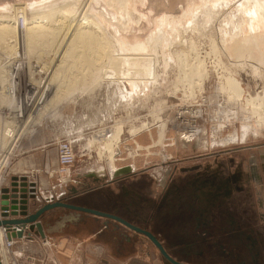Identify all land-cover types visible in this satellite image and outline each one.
Returning a JSON list of instances; mask_svg holds the SVG:
<instances>
[{
	"label": "rangeland",
	"instance_id": "1",
	"mask_svg": "<svg viewBox=\"0 0 264 264\" xmlns=\"http://www.w3.org/2000/svg\"><path fill=\"white\" fill-rule=\"evenodd\" d=\"M43 1L47 0H0V12L12 11V7L15 4H26L28 5L27 12L32 13V11L36 10L34 8L36 3ZM71 1L73 2V0ZM105 1L109 0H76V5L73 3L67 5L66 8L69 10L71 7V9L78 8L83 13L87 10L86 14L95 19L94 21L99 22H97V24L101 25L99 27H103V31L105 29V36H110L106 37L107 40H111L114 43H112L113 45L108 43V47L113 49L108 48L109 51L113 52L114 48L116 50V54L113 52V56L126 55L124 54L126 50L136 48L135 51L139 53L137 55L142 52L141 55L146 54L144 56L152 57L147 61H150V66L152 67L148 70H151V72L153 70V75L146 77V75H143V71H140L139 75L135 76L136 80L138 77L139 79L135 80L134 83L128 81L129 79L118 82L101 77L98 78V81H94V72L101 67L107 68V57L98 60V57L92 58V54L89 52L87 56H91L87 58V61L92 60L94 64L88 68L89 70L85 68L86 70L82 71L80 62L82 63L86 58L75 60L70 55L60 65L58 73L61 79H58L59 82L64 84L70 82V86L63 88V92L59 95L60 97L56 99L57 101H54L55 104L53 103V106L49 105L46 109L49 110L38 118L36 116L39 115V112L47 104L48 99L56 89V80H52L51 84L44 89L43 97L34 106H31L30 102H33L35 91L38 90L36 81L52 77L49 74L51 68L57 62V43L61 37V32L57 34L59 36L48 37L47 39L45 38V41L30 44L31 46L29 45L26 56L25 54L23 56L25 58L17 56L15 53V51H22L20 44L17 43V47L15 42L9 41L10 39H7L5 43L0 42V159L2 157L1 154L5 151L3 148L5 144L2 143L4 142V132H6L7 128H11L16 131L17 135L2 168H0V181L8 169V162L13 156V152L20 149L23 135H29L30 137L39 136L40 139H45L52 137L53 134L61 133L62 137L59 140L71 138L73 140L72 146L75 161L70 167V172L72 166L77 164L78 160L91 161L93 166L110 168L106 158L107 151L103 150L102 144L104 143L105 135L110 134L114 124L119 122L122 126L121 141L118 142L119 146L115 149V152L122 154V156L118 157L121 159L117 161L116 166H135V168H141L142 171L145 169L151 175V179L140 178L135 181L131 177H125L127 184H139L141 190V206L138 211L141 219L139 218L138 221L134 220L133 217L131 219L139 224L137 226L145 227L147 230L152 228V230L158 231V234H156L158 240L173 258L182 262L186 260L198 261L201 258L199 252L203 246L197 219L199 206L196 201L190 200L192 206L186 207L187 201L184 196L187 193L185 190L181 187L170 188V186L172 184L183 185L185 178L190 174H194V171H190L191 173L188 174L186 171L183 172L184 168H194V166L198 165L213 167L215 159L221 161L223 171L235 169L237 165L242 174L247 172V161L251 155L256 158L258 167L263 161L261 159L264 155L263 126V128L260 127L258 129V134L249 132V136L244 142L232 141L228 143L225 141L234 132L239 133L237 136L240 138L241 123L248 117H250L248 119L251 122L254 119L253 114H250L252 113L249 111L250 107L244 106V98L255 96L256 94L262 95L264 89V53H259L260 55L258 56L253 50H249L248 54H243L241 47H249L247 46L249 43L237 42V40H241L247 34L251 38L254 35L257 36V42L260 46L264 48V22L261 21V17L259 18L261 13H257L256 22L258 24L256 22L254 24L259 25V28L255 31L256 34H252V31L248 29L249 17L246 16V12L243 10L244 4L239 5L241 0H212L213 2L211 0H110L111 2H108L110 5ZM65 2L58 0L56 5H61ZM85 2L87 5L84 6ZM246 2L248 6L252 4H256L258 7L264 6V0H245V5ZM121 3L122 6H119L118 4ZM217 3H220L221 7ZM80 4L85 7V12L83 6H79ZM243 16L246 21H244ZM260 22L262 25L259 24ZM22 23L20 15H18L17 28H20V26L23 28ZM155 36L159 37V39L155 38ZM179 38L181 39L178 40ZM150 39H154L153 44ZM182 39L185 44L183 42L179 43ZM188 39L194 44L189 41V45L187 43ZM141 47H143V50H140ZM77 48L81 50L80 47ZM77 48H73V51ZM175 51H177L176 53L181 51L186 53V60L184 61H186L185 64L187 65H189V62L192 63L194 61L193 59L196 58L197 54L202 59V63L206 64L209 74L207 79H204L201 90L195 88L192 94L186 87L179 84H177L178 88L176 87V78L181 77L183 72L182 69L180 72L176 65ZM238 54L241 57H234ZM242 56L245 57L242 58ZM217 59L222 62L218 63ZM151 60L153 61L151 62ZM224 67L229 70L230 74H233H231L233 77L240 81L243 88V99L241 98L238 101L233 98L229 99V95L220 90V86L224 82L223 75L227 72L220 69ZM92 69L93 71H91ZM130 84L135 85L132 87ZM189 95L191 96L189 97ZM71 105L74 106V114L77 111L81 117H88L90 123L94 117L96 118V123L87 126L99 125L102 121L104 126L96 132H101L98 134L99 136L91 134L85 140L86 143L74 142V138L70 136ZM76 108L77 110H75ZM187 108L190 110H187L184 122H180L177 119V115L179 111H186ZM53 114L61 116V120L56 123H54V120H49V116ZM35 118L38 120L36 121ZM143 123L145 127L149 126L154 132L158 129V125L161 123L165 124V130L168 135L170 134L169 136H171L174 145L171 153H168L161 146L155 149V153H147L145 150L142 151V149L140 151V148L136 149L128 142V139L131 138L130 130L133 127L140 129ZM38 124L40 125L38 126ZM5 125L7 126L5 127ZM187 126L189 128L195 126L199 130L195 129L197 134L191 135L192 139L189 142H184L182 136H187L186 134L183 135L187 131ZM191 130L193 131V129ZM59 140L55 142V152L56 144ZM82 146H88L85 150L89 154L85 159H81L83 158L81 157L83 156ZM96 147L104 151L101 155L102 158L97 154L99 149H96ZM138 153L140 156L136 157ZM70 172L67 176L60 177V179L68 177ZM259 174V182H249L248 191L251 193L250 201L253 203L252 227L254 232H260V236H253V239L257 241L253 240L252 243L254 249L264 257V221L261 220L264 215V208L257 207L259 196L261 195L264 198V173L259 171ZM144 177L145 175H143ZM238 213L241 214L239 209ZM52 217L54 216L49 218ZM45 236L41 238L39 244L41 248L46 250V253L51 254L52 252L49 250L51 242ZM27 238L30 239V237ZM140 238L142 240L136 236L135 245L131 248L133 251H128L132 254L131 258L133 257V261L128 263L130 258H124L127 260L126 264H169L150 240L145 239L144 236ZM242 238L241 235L238 237V244H241L247 250ZM226 242L228 243V241ZM231 243L233 244L234 242ZM12 246L13 244L7 247L4 252L1 251V264H5L3 260H6L7 264H25L11 250ZM244 249V252L240 255L245 254ZM243 258L241 259L242 261L247 260L250 262L249 256V259ZM208 261L213 264H221L213 256H210ZM97 264L119 263H115L111 258L108 262L101 260Z\"/></svg>",
	"mask_w": 264,
	"mask_h": 264
},
{
	"label": "bare ground",
	"instance_id": "2",
	"mask_svg": "<svg viewBox=\"0 0 264 264\" xmlns=\"http://www.w3.org/2000/svg\"><path fill=\"white\" fill-rule=\"evenodd\" d=\"M57 1L58 0H47L45 2L43 1V2H40V3H36V5H35L36 7H34L36 10L34 12L32 11V13L31 12L30 13L27 12L28 11V5H26V4H15L12 7V11H10V12H8V11L0 12V42L5 43V42H7V39H10L9 41L12 42V43L15 42L16 46H17V43L20 44L21 48H22V51H18V52L15 51L17 56L19 55L20 57L21 56L23 57L24 54L26 56V53L29 50L28 47L33 42L35 43V42H39V41H45V38L47 39L48 37L50 38V37L59 36L57 34L61 32V34H60L61 37H60V39H59V41L57 43L58 44L57 45V60H56L57 62L51 68L50 74H49L52 77H49L46 80L36 81V85L38 87V90L35 91V98H34L33 102L32 103L30 102L31 106H34L43 97L44 89L51 84L52 80H56V84H57L56 85V89L54 90V92L52 93L50 98L48 99L47 104L44 106V108L39 112V115L36 116V117L39 118V116L45 114V112L49 110V109L46 110L48 108V106L52 105L54 103V101L60 97L59 95L63 92V88H68L70 86V82H68L67 84H64L63 82H59V80H61V79L59 78L60 75L58 74L60 65L65 60H67V57L70 56V55H72V57L75 58V60L76 59L77 60H82V59L86 58L85 61H83L82 63L80 62L81 67H82V71L86 70V69L89 70L88 68L92 67L93 64H94L92 60L87 61V58L91 56V55L87 56V54L89 52H90V54H92V58L93 57H96V58L98 57L99 58L98 60H101L102 58L107 57V63H106V67L107 68L101 67L100 69H98V71L94 72V75H95V80L94 81H98V78L101 77V78L109 79V80H112V81H118V82L129 79L128 81H131L132 83H134V81L136 80L135 76H137V74L140 71L141 72L143 71V73H144L143 75H146V77L149 76V75H153L152 74V73H154L153 70H152V72H151V70L150 71L148 70L150 67H152V66H150V61H147V60H149L152 57L148 58V57L144 56L146 54L141 55L142 52L140 53V55H137L139 53L137 51H135L136 48H131V50H126L125 53H124L126 55L113 56V52H115V54H116V50L114 48L113 52H111V50L109 51L108 48H111V47H108V43L109 44L111 43V45H113L114 43L111 42V40H109L110 42L107 40V38L110 37V36H108V37L105 36V33H104L105 29L103 31V29H102L103 27L102 28L99 27L101 25L97 24L98 21L97 22L94 21L95 19H93L89 14L88 15L86 14L87 10L85 12V7H84L85 5H87L86 2H85L86 4H83L84 6L82 4L79 5V6H81V5L83 6L84 12H85V13H83V11H79L78 8L71 9L72 8L71 6H70L71 7L70 10L66 8L67 5H71L73 3H74V5H76V0H75V2H74V0H73V2L71 0H63V1H66V2L64 4L62 3L61 5H56ZM109 1H105V2H107V4H108ZM246 1H248V0H246ZM219 2H221V1H219ZM219 4L217 3V5H219ZM236 4H238V3H236ZM243 4H244V7H243L244 9L243 10H245L246 16L249 17V22L247 24V25H249L248 29H250L252 31V34H254L255 31H257V29L259 28V25L258 26L254 25L255 22H256V19L258 18V14L257 13H261L259 18L261 17L260 18L261 21L264 22V16H263V14H264V8L263 7L264 6L261 5L260 6L261 8H260V7H258V5L252 4V3H251L252 5L248 6L247 2H246V5H245V0H241L239 5H243ZM88 5H90V4L88 3ZM108 5H110V4H108ZM118 5L122 6V3L118 4ZM224 5H225V3H224ZM219 7H221V6L219 5ZM31 8H33V7H31ZM83 8H82V10H83ZM87 9H88V7H87ZM0 11H1V9H0ZM18 15H20V18H21V20L23 22L22 23L23 24V28H21V26H20L21 29L17 28V26H18L17 25ZM56 15H57V17H56ZM243 19H244V21H246L245 17ZM223 23H225V22H223ZM259 24H261V22ZM192 30H194V29L192 28ZM239 30H241V29L239 28ZM242 30H243V27H242ZM239 34H240V32H239ZM243 34H244V32H243ZM243 34H242V36H243ZM249 34H251V33H249ZM258 34H260V33H258ZM157 35H159V34H157ZM241 37H239V38H241ZM155 38L159 39V37H156V36H155ZM180 39L181 38H179L178 40H180ZM53 40H54V38H53ZM153 40H151V43L153 42ZM49 41H47V42H49ZM183 41L184 40L182 39L181 42H179V43L181 44ZM189 41L191 42V40L188 39L187 43H189ZM239 41H241L243 43H249L247 45L249 47H241L242 50H243V52H242L243 54H245V53L248 54L251 50H253L255 52V54L258 55V56L260 55L259 53H261V54L264 53L263 46H260V44L257 42V36L252 35V38H251L247 34L241 40L240 39L237 40L238 43H239ZM50 42H52V41H50ZM191 43L194 44L193 42H191ZM254 43H256V45H254ZM37 44H39V43H37ZM35 45H34V47H35ZM111 45H109V46H111ZM189 45H190V43H189ZM77 47H80L81 50L79 48H77ZM112 47H114V46H112ZM116 47H118V46H116ZM73 48H77V49L73 51ZM82 48L85 49L84 52H83L84 49H82ZM255 48H257V50H255ZM90 49H91V51H90ZM140 50H143V47H141ZM182 51L180 53H176L177 51L174 52L175 53V59H176L175 62L177 61L176 65L178 66L179 71L181 72V69H182V72H183V75L181 77L176 78L175 85H176V87H177V84H179L180 86L186 87V89H189L190 93H192L195 88L198 89V90H201L202 86H203L204 79L205 78L207 79V75L209 74V70L206 68V66H205L206 64L202 63L203 61H202V59H200L198 57V54L195 56L196 58L193 59L194 61L192 63L189 62L188 63L189 65L185 64L186 61H184V60H186L185 59L186 58V53L182 52ZM122 52H123V50H122ZM122 52H121V54H122ZM213 53H215V51H213ZM234 57L239 58L241 56H240V54H238L237 56H234ZM243 57H245V56H242V58ZM23 58H25V57H23ZM218 59H217V61H218ZM261 60H263V59H261ZM152 61L153 60H151V62ZM219 62L221 63L222 61L220 60V61H218V63ZM238 64H239V62H238ZM123 68H124V70H123ZM216 69H217V67H216ZM220 69L221 70L223 69V71L226 70L225 67L224 68H220ZM91 71H93V69ZM124 71H125V73H124ZM226 71L227 72L225 73V75H223L224 76V82L223 83L221 82L222 85L220 84L221 85L220 86V90L225 92L226 94H228L229 95L228 96L229 99L233 98L235 101H238L243 96V88L241 86L240 81L237 80L235 77H233L232 76L233 74L231 73L232 74L231 75L230 72H228L229 70H226ZM221 74H223V73H221ZM178 76H179V73H178ZM141 77H142V75H141ZM152 78H154V77L152 76ZM138 79H139V77L137 78V80ZM219 80H220V78H219ZM134 85H131V86L134 87ZM190 96L191 95H189V97ZM33 97H34V95H33ZM244 106H249L250 107L249 111L252 112L250 114H253V116H254L253 118L254 119L251 122L248 119L250 117L246 118L243 121V123H241L240 138L237 136L239 133L234 132L232 135H229V137H227V139L225 140L228 143L232 142V141H234V142H239V141L244 142L248 138L249 132L252 133V134H258L259 133L258 129L260 127H262V126L264 127V89L262 91V95L256 94L255 96L253 95V96H249V97L244 98ZM231 117H233V116H231ZM236 117H237V115H236ZM251 118H252V116H251ZM26 120H27V118H26ZM37 120L38 119H36V121ZM29 121H30V118H29ZM6 126L7 125H5V127ZM121 127L122 126L120 125V123L116 122L114 124L113 129L110 131V134L108 133V135H107L105 133L106 135H105L104 141L102 139V141L104 142L102 144V147H103V150L107 151L106 158H107V161L109 163L110 168L112 167V169L113 168L115 169L116 163L119 160L118 157L122 156V154H120L118 152H115V149H117L118 146H119L118 142L121 141L120 140V133L122 131ZM157 128L158 129L156 130V132H154L153 129H150L149 126L145 127L144 123L142 124V127L140 129L133 127L130 130L131 138L128 139V142L130 144H132L136 149L140 148V151L142 149V151L145 150L147 153H155L156 152L155 149L159 148L160 146L164 147L167 150L168 153H171V150H173L174 145L172 143L171 136H169L170 134L168 135V133L165 130V124L161 123L160 125L157 126ZM198 130L199 129H197V131ZM259 131L262 133L261 130H259ZM15 132L16 131L14 129H11V128H9V129L7 128L6 132H4V135H3L4 142H2V143L5 144L3 146L5 151H4V153L1 154L2 157L0 159V168H2V166L4 164V161L6 159V156H8L7 154L9 153L10 148L13 146V144L15 142V139L17 138V135H16ZM196 132H195V135L197 134ZM183 137H185V138H183L184 142H189L192 139L191 135H187V136H183ZM96 142L98 143V141H96ZM90 144H91V142H90ZM88 146H86V147H88ZM103 152L104 151L99 149V152H97V154L101 157ZM147 153H145V154H147ZM159 154H161V153L159 152ZM126 155H129V154H126ZM138 156H140L139 153L136 155V157H138ZM130 158H131V156H130ZM127 171H128L127 168H123V170H122V172H124V173L127 172ZM19 227H20V225H19ZM21 228H23V227H21ZM20 233H21V231H20ZM4 262H5V264H7L6 260H3V263Z\"/></svg>",
	"mask_w": 264,
	"mask_h": 264
},
{
	"label": "crops",
	"instance_id": "3",
	"mask_svg": "<svg viewBox=\"0 0 264 264\" xmlns=\"http://www.w3.org/2000/svg\"><path fill=\"white\" fill-rule=\"evenodd\" d=\"M73 108L74 106L71 105L70 136L74 138V142L86 143L85 140L91 134L99 136L98 134L101 132H96L104 126L102 121L99 125L87 126L96 123V118L94 117L90 123L88 117H81L77 111L74 114ZM50 119L56 123L61 120V116L53 114L49 116ZM61 137V133L53 134L52 137L45 139H40L39 136L23 135L21 147L13 152V156L8 162V169L1 178L0 186L8 185L10 178L13 176L26 175L30 182L36 183L37 201L35 207L46 202L47 194L65 199V202L78 203L75 202L78 196L75 197L74 194L84 192V196L97 195L101 200L100 203L88 202L87 206L89 207H95L102 212H114L122 217L126 216V210L123 208L126 207L128 211L137 215L136 218H133L134 220L141 219L140 212H138L141 206V190L139 185L127 184L125 177H131L134 181L140 178L151 179L150 173L145 169L142 171L141 168H135V166L117 165L115 169H112L93 166L91 161L78 160L77 164L72 166L70 175L65 179L61 180L55 175H47L46 168L51 170L58 165L55 142ZM85 148L86 146L81 148V151H83V156H81L83 158L81 159H85L89 154H87ZM123 168H127L128 171L122 172ZM143 175L146 178H143ZM34 208L30 207L29 212ZM52 212L53 215L51 216L54 217H47L48 221L46 220V227L43 226L42 232L27 230L24 237L13 239L11 250L24 261L23 263L97 264L101 260L108 262L111 258L119 264L127 263L124 258H130L128 263L133 261L132 254L128 251H133L131 248L135 245L136 236L142 240L140 234H136L118 222L105 217L61 208ZM67 215L72 218H65ZM7 218L15 219L20 218V216L10 215ZM134 220L131 222L136 226L139 225ZM119 232H122L124 236ZM155 232L158 233L156 230L153 233ZM45 235L51 242L49 248L51 254L46 253V250L41 248L39 244L41 238ZM145 239L147 238L145 237Z\"/></svg>",
	"mask_w": 264,
	"mask_h": 264
},
{
	"label": "flooded vegetation",
	"instance_id": "4",
	"mask_svg": "<svg viewBox=\"0 0 264 264\" xmlns=\"http://www.w3.org/2000/svg\"><path fill=\"white\" fill-rule=\"evenodd\" d=\"M261 159L263 161L258 167L256 158L251 155L247 161L248 169L245 174H242L237 165L235 169L223 171L219 159L214 160L213 167L198 165L194 168L182 169L187 174L194 171V174L187 176L183 185L172 184L170 188L181 187L185 190L187 193L184 196L187 201L186 207L192 206L190 200L196 201L199 206L198 227L203 240V246L199 252L201 258L195 262L189 260L184 262L213 264L208 261V258L213 256L221 264H264V257L254 249L252 243L253 236H260V232H254L252 227L253 203L250 201L251 193L248 191L249 182L258 183L260 180L259 171L264 173V155ZM257 201V207L264 208V198L261 195ZM238 209L241 214L238 213ZM69 217L72 218L70 215L65 216V218ZM261 220L264 221V215ZM152 231L154 232L155 229L149 230L155 236L158 234ZM261 234L263 235V233ZM240 235L243 237L242 240H244V246L247 250L238 244ZM162 246L164 247V245ZM241 247L245 250L244 255H240L244 252ZM243 257L248 258L250 262L242 261Z\"/></svg>",
	"mask_w": 264,
	"mask_h": 264
},
{
	"label": "water",
	"instance_id": "5",
	"mask_svg": "<svg viewBox=\"0 0 264 264\" xmlns=\"http://www.w3.org/2000/svg\"><path fill=\"white\" fill-rule=\"evenodd\" d=\"M84 192L79 194H74L77 199L75 202L69 203L65 202V199H56L52 202H45L42 205L36 206L37 196H36V183L30 182L26 175L19 177L13 176L10 178V182L6 186H0V226H10V225H20L21 227H26L28 231L38 230L42 232L43 226H46V219L53 215L52 211L55 209H67L71 211L83 212L95 216L105 217L112 219L122 226L134 231L136 234H140L146 237L152 242V244L160 251L163 258L169 264H197V263H187L181 262L173 258L169 253L166 252L157 236L153 235L145 227H140L134 225L131 221L132 217L135 218L137 215L133 212L128 211L126 207V216H118L114 212H102L95 207L87 206L88 202H101L97 195L84 196ZM30 207L34 208L29 212ZM10 215H19L20 218L8 219ZM43 221V222H42ZM138 221V220H137ZM118 229V228H117ZM119 230V229H118ZM122 236L124 234L119 232ZM22 233H10L7 238L21 237ZM130 240V238H128ZM1 264V259H0Z\"/></svg>",
	"mask_w": 264,
	"mask_h": 264
},
{
	"label": "built area",
	"instance_id": "6",
	"mask_svg": "<svg viewBox=\"0 0 264 264\" xmlns=\"http://www.w3.org/2000/svg\"><path fill=\"white\" fill-rule=\"evenodd\" d=\"M22 21V20H21ZM187 110H190L189 108L183 111H179V116L177 115V119H179L180 122H184L186 117ZM199 111V110H197ZM190 119V118H189ZM195 124V123H194ZM193 124V125H194ZM182 127V126H181ZM190 129H193V131H190ZM195 129H197L195 126L189 128L187 126V131L184 134L186 135H195ZM182 138H184L182 136ZM72 139L71 138H65L61 139L56 144V157H57V168L55 170H50L48 168L45 169L47 175L53 176L57 175L59 178L67 176L70 172V167L75 161V155L73 151L72 146ZM56 199H59L58 196L47 194L46 202H52ZM1 212V211H0ZM2 217L0 216V220ZM26 227L23 229L19 225H10V226H0V253L1 251H5L7 247H10L13 244L14 238H7V235L12 233H17L22 231L21 237H24V233L26 232Z\"/></svg>",
	"mask_w": 264,
	"mask_h": 264
}]
</instances>
